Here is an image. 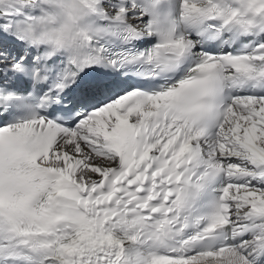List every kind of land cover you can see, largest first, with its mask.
Returning a JSON list of instances; mask_svg holds the SVG:
<instances>
[{
  "label": "snow or ice",
  "instance_id": "1",
  "mask_svg": "<svg viewBox=\"0 0 264 264\" xmlns=\"http://www.w3.org/2000/svg\"><path fill=\"white\" fill-rule=\"evenodd\" d=\"M0 264H264V0H0Z\"/></svg>",
  "mask_w": 264,
  "mask_h": 264
}]
</instances>
